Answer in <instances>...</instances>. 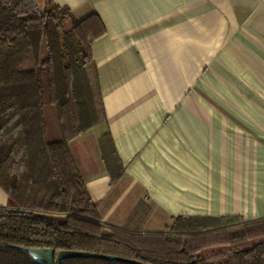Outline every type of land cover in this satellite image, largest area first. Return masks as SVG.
I'll list each match as a JSON object with an SVG mask.
<instances>
[{"label":"crops","instance_id":"obj_1","mask_svg":"<svg viewBox=\"0 0 264 264\" xmlns=\"http://www.w3.org/2000/svg\"><path fill=\"white\" fill-rule=\"evenodd\" d=\"M53 2L106 30L92 45L104 118L70 143L102 223L264 220V0Z\"/></svg>","mask_w":264,"mask_h":264},{"label":"trees","instance_id":"obj_2","mask_svg":"<svg viewBox=\"0 0 264 264\" xmlns=\"http://www.w3.org/2000/svg\"><path fill=\"white\" fill-rule=\"evenodd\" d=\"M105 31L97 14L77 20L53 0L43 10L37 0H0V189L10 201L0 208V264H42L15 247L144 264H264V220L180 217L165 234L102 223L70 143L104 118L92 45ZM79 76L86 80L92 114L87 103L81 107ZM49 105L57 111V141L48 139Z\"/></svg>","mask_w":264,"mask_h":264},{"label":"water","instance_id":"obj_3","mask_svg":"<svg viewBox=\"0 0 264 264\" xmlns=\"http://www.w3.org/2000/svg\"><path fill=\"white\" fill-rule=\"evenodd\" d=\"M15 249L31 254L38 262L42 264H62L63 262L71 259H101L109 262H120L124 264H144L126 258L85 252L59 251L56 253L53 249H33L25 247H15Z\"/></svg>","mask_w":264,"mask_h":264},{"label":"rangeland","instance_id":"obj_4","mask_svg":"<svg viewBox=\"0 0 264 264\" xmlns=\"http://www.w3.org/2000/svg\"><path fill=\"white\" fill-rule=\"evenodd\" d=\"M78 84H79V89H78L79 98H80V92H81L82 98L84 99V102L81 99L82 100L81 107H82V105L84 107L85 103H87L88 109L92 114V110H91L92 100H91V97L89 94V89H88L85 78L82 76H79ZM79 90H80V92H79ZM45 117H46L47 124H48V139H49V141L60 140L61 136H60V128H59L56 108L54 106H51V105L46 106L45 107ZM238 224H240V223H238Z\"/></svg>","mask_w":264,"mask_h":264}]
</instances>
